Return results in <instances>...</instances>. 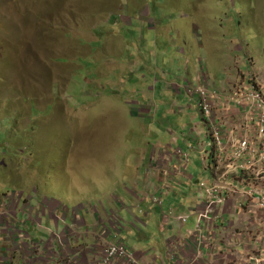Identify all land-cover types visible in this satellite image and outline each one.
<instances>
[{
  "label": "rangeland",
  "instance_id": "1",
  "mask_svg": "<svg viewBox=\"0 0 264 264\" xmlns=\"http://www.w3.org/2000/svg\"><path fill=\"white\" fill-rule=\"evenodd\" d=\"M111 17L113 27L104 23ZM186 37L192 42L185 44ZM183 51L206 72L185 90L207 83V74L217 83L213 78L223 79L234 65L243 70L236 74L239 84L247 71L264 88V0H0V89L12 87L4 102L0 93V264L45 255L43 241L28 235H39L37 223L48 221V211H71L74 200L84 217L93 209H116L120 225L128 223L120 233L126 245L150 249L159 232L147 238L150 230L134 231L138 207L128 211L109 203L115 196L131 205L124 190L130 181L121 180L114 165L154 158L156 145L176 143L172 135L193 162L194 180L192 194L175 197L174 204L186 199L200 205L195 185L209 183L210 174L200 156L210 142L205 120L198 111L178 119L156 111L163 87L187 75ZM163 204L168 207L166 197ZM60 223L71 226L69 218ZM86 228L72 230L68 239ZM102 232L106 238L98 242L105 250L109 231Z\"/></svg>",
  "mask_w": 264,
  "mask_h": 264
},
{
  "label": "crops",
  "instance_id": "2",
  "mask_svg": "<svg viewBox=\"0 0 264 264\" xmlns=\"http://www.w3.org/2000/svg\"><path fill=\"white\" fill-rule=\"evenodd\" d=\"M212 21H217V17L212 18ZM193 29L195 35L199 34L201 36L200 32L196 33L197 28L194 25ZM201 38H198V40L200 41ZM184 41L185 44L192 42L189 37H186ZM190 52L192 53V51ZM183 53L187 57L183 64L187 75L185 77L175 76L172 84L163 87L165 94L161 99L162 106L156 110L159 112L160 117H166L167 119L176 117L178 119L184 114L186 117H190L193 111H198L197 95L189 94L184 87L188 83L197 84L202 72L204 74L206 72L204 69H199L192 64L195 55H188L186 51H183ZM199 53L201 52L199 51ZM226 56L224 55L222 59L225 60ZM239 60L241 63L242 60L240 58ZM198 61L199 63L202 62L201 56H199ZM229 70H232V72L229 71L226 76H223V79L217 81L213 78V81L217 83L212 82L207 74L209 83H211L209 87H216L215 90L228 95L232 88L227 87L231 86L230 83H239L240 76L237 77L236 74L243 71L239 65L236 67L234 65ZM195 71H198L197 76L194 74ZM234 71L236 73L233 76ZM235 77L237 79L233 81ZM177 82L181 83V87L176 89L173 85H177ZM168 102L169 105H167ZM134 115L136 116V112H134ZM191 117L193 118V116ZM197 129L196 124L193 130ZM172 138L176 143L156 145L154 158L138 157L133 160L131 167L124 165L122 161L118 164L120 168L114 165L121 180L126 178L128 182L130 181L129 186H125L124 190L129 198L128 200L131 201V205H125L120 197L115 196H113L114 202L109 203L115 204L121 209H128V211L138 207L140 218H137L139 223L135 225L134 231L137 229V232L141 233L145 229L150 230L145 233L147 238L154 237L155 231L159 232L157 237L149 242L150 249H142L139 245L128 247L134 254L135 262L133 264H264V209L257 208L256 199L252 196L229 195L224 206L214 209L211 221L203 223L202 235L196 233L200 218L199 212L202 210L200 208L204 206V199L198 185L200 181L195 185L197 198L199 199L200 196L201 199L197 208H194L192 200L178 199L177 206L183 209H178L174 204L175 197L192 194L194 180L189 171L190 166L193 164L192 160L189 157V161L186 163L177 154L181 142L174 135H172ZM203 150L200 151L201 165L205 172L209 171L208 182L210 183L213 177L214 165H210L208 162L205 163L202 157ZM141 182L143 188L137 191L136 188L141 187ZM165 197L168 199V207L163 204V198ZM156 198H162L161 205L155 202L154 199ZM239 202L243 204L242 207L235 208ZM78 205L79 203L76 204L74 200L73 209ZM190 205H192V208L186 209ZM104 208L100 210L93 209L92 214L91 210L88 211L86 213L87 217H84L82 207L78 208L79 211L75 209L74 213L73 209L70 211L65 206L64 208H55L48 211L45 215V217L48 216V221L44 219V223H42L43 220L40 219L41 223L36 222L43 230L38 232L39 235L32 236L35 240L43 241V247L45 246L47 253L45 255L36 254L29 258L25 257L28 262L24 263L22 260L18 264H101L104 250L98 241H104L103 238H106L103 237L106 232H102V230L109 231L107 238L110 243L122 240L125 244H127V241H124L120 233L128 230L126 227L128 223L124 222L123 224L126 225L124 227L120 225V222H123V217L119 215L120 213L116 209ZM59 209H64V211L60 212ZM185 213L186 215H184ZM178 214L179 216H187V220L182 222L177 217ZM68 218L71 226L62 227L60 221H66ZM190 220H193L192 225H188ZM150 223H155V225L149 226ZM83 227H87L86 232L79 231V234L72 235L68 239V234L72 230L82 229ZM95 235L98 237L97 241L92 239ZM210 235L213 238L209 245L207 237ZM62 236L65 237L60 239ZM91 245L93 246L91 247ZM28 252L31 253V247ZM50 254L51 256H49ZM252 256L257 259L254 260ZM29 260L32 262H29ZM113 264L128 263L125 260H117Z\"/></svg>",
  "mask_w": 264,
  "mask_h": 264
},
{
  "label": "built area",
  "instance_id": "3",
  "mask_svg": "<svg viewBox=\"0 0 264 264\" xmlns=\"http://www.w3.org/2000/svg\"><path fill=\"white\" fill-rule=\"evenodd\" d=\"M198 96V110L209 130V150L203 151L213 161L214 182L200 183L204 206L200 223L211 221L214 209L225 205L229 195H250L258 209H264V88L253 76L244 77L242 84L232 88L226 96H218L205 84L187 90ZM177 154L185 161L188 156L181 149ZM160 202V201H159ZM242 203L235 208L242 207ZM185 221V219H182ZM197 230L202 233L203 227ZM209 240V245L212 242ZM104 263L118 258L131 259L121 243L110 244L104 254ZM254 260L257 258L252 256Z\"/></svg>",
  "mask_w": 264,
  "mask_h": 264
},
{
  "label": "clouds",
  "instance_id": "4",
  "mask_svg": "<svg viewBox=\"0 0 264 264\" xmlns=\"http://www.w3.org/2000/svg\"><path fill=\"white\" fill-rule=\"evenodd\" d=\"M170 2L172 1V0H169ZM223 4V3H222ZM224 5V4H223ZM114 16H116V14L114 15ZM113 16V17H114ZM113 17H111V19L110 20H108L107 22H104L105 24H108L109 26H111V27H113V26H115V23L112 25V23L110 22L111 20H112V18ZM217 17V16H216ZM215 17V18H216ZM203 18H205V17H203ZM115 19H116V17H115ZM115 19H113V20H115ZM199 20H201V21H204V19H199ZM222 22H224V20L223 21H221V23ZM104 23H101V24H104ZM98 25H100V24H98ZM150 26L152 27L153 26V24L151 23L150 24ZM222 26V25H221ZM217 27V26H216ZM203 29L204 30H206V28L203 26V28L201 29L202 30V32L204 33V31H203ZM202 35V34H201ZM194 36H195V38L197 37V38H200V37H202V36H200L199 34H197V35H195L194 34ZM259 38L261 37V36H258ZM197 40V39H196ZM205 45H206V43H205ZM3 58V55L2 56H0V59H2ZM251 60H253V58H251ZM243 62H245V60L243 61ZM246 63V62H245ZM245 70H248V68H244ZM246 73H247V75L248 76H250V74H249V72H247L246 71ZM246 74H244V76H245ZM254 77V76H253ZM0 79H4V75L2 74V73H0ZM207 80V79H206ZM200 82H202L203 81V79L202 78H200V80H199ZM207 83H205V85L206 86H208L209 85V81L207 80L206 81ZM7 85V84H6ZM4 86L3 88H1L0 89V93H1V96H4L3 97V102H4V98L5 97H7V96H9V95H11L12 94V87H7V86ZM209 89H210V87H209ZM212 90V89H211ZM213 92H215L216 94H217V91L215 90V89H213L212 90ZM193 95H196V94H193ZM218 96H221V97H223V96H226V94H223V95H218ZM198 97V96H197ZM197 108H198V102H197ZM199 111V110H198ZM201 114V113H200ZM208 129V128H207ZM207 135H208V137H209V130H208V132H207ZM209 139H210V137H209ZM178 149H181L184 153H186L187 154V156H188V158H187V160L185 161L186 163H188V161H189V154L187 153V152H185L181 147H179ZM209 150V143H206L205 144V148H204V150L203 151H208ZM178 151V150H177ZM181 157V156H180ZM202 157H203V154H202ZM207 162L211 165V164H213V161H211V159L207 156ZM202 182H204V181H202ZM214 182V177H212V179H211V181H210V183H208V184H211V183H213ZM201 190V192L203 193V190L202 189H200ZM202 193H201V196H203L202 195ZM203 199H204V197H203ZM155 200V202L157 203V204H159V205H161V198H156V199H154ZM160 201V202H159ZM203 210V209H202ZM202 210L200 211V212H202ZM200 212H199V215H200ZM214 213V212H213ZM213 215V214H212ZM24 217L25 216H21V217H18V219L19 218H21V220H24ZM185 219V221H186V219H187V216H183V215H181V216H179V219L182 221V222H185V221H183L182 219ZM23 223V222H22ZM201 225V223H200V218H199V220H198V225ZM198 225H197V228H198ZM202 226V225H201ZM38 232H39V230H38ZM196 233H199V231L197 230L196 231ZM200 234V233H199ZM203 234V230H202V233H201V235ZM30 238H32V235H28ZM207 238H209V239H212L213 237H211V235L209 236V237H207ZM115 242H117V243H121V244H123L124 246H125V248L127 249V251L130 253V255H131V259L130 260H128V259H126V258H118V259H116V260H114L111 264H113V263H115V261H117V260H125V261H127V263L128 264H133L134 262H135V259H134V254H133V252L128 248V246L122 241V240H116ZM115 242H113V243H115ZM110 244H112V243H110ZM109 244V245H110ZM106 250V249H105ZM105 250H104V252H103V255H102V260H101V264H105L104 263V254H105ZM3 255H6L7 257H8V255L7 254H4L3 253ZM6 261V260H5ZM5 264H11V261L10 260H7L6 261V263ZM27 264V263H26ZM38 264V263H37Z\"/></svg>",
  "mask_w": 264,
  "mask_h": 264
},
{
  "label": "trees",
  "instance_id": "5",
  "mask_svg": "<svg viewBox=\"0 0 264 264\" xmlns=\"http://www.w3.org/2000/svg\"><path fill=\"white\" fill-rule=\"evenodd\" d=\"M19 222H23L24 220H21V218L18 219Z\"/></svg>",
  "mask_w": 264,
  "mask_h": 264
}]
</instances>
